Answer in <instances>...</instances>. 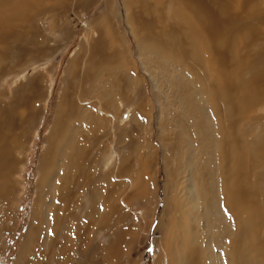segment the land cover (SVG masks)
I'll return each mask as SVG.
<instances>
[{"label": "rangeland", "instance_id": "1", "mask_svg": "<svg viewBox=\"0 0 264 264\" xmlns=\"http://www.w3.org/2000/svg\"><path fill=\"white\" fill-rule=\"evenodd\" d=\"M108 1L69 0L62 3L40 0L37 6L32 5L33 11L31 9L32 13H29L32 16L16 21L18 24H15L10 37L0 40V104L3 106H0V112H3L0 126L10 128L15 134V140H9V147L17 146V141L21 143L12 156L15 161H11L10 165L14 167L12 170L7 167L11 171V182L8 181L6 186L8 189H5L4 194L0 191V264H16L20 257L37 197L40 159L47 148L46 140L56 120L66 80L71 77L70 64L80 47L84 43L87 46L88 41L90 44L92 37L87 41V26L95 28L97 22L103 20V11L109 7ZM110 5V11L114 12L111 15L109 12V31L116 33L118 49H122L124 54L115 66L116 69L99 63L93 67L94 74L102 73L99 80L109 82L111 77H107L115 71L129 69L131 76L136 77L144 86L141 88L144 96L139 101L143 106L138 105L140 103L136 101V95L133 102L135 108L129 106L125 110L123 103H119L121 118L117 116V120H113L108 127L109 136L106 137L113 139L111 144L106 142L108 155L117 148L118 157L122 160L120 165L114 158L115 162L109 171L117 176V186L122 184L121 187L125 189L122 192L128 196L130 192L132 196L130 201L120 202L121 207L117 211L120 214L116 213L109 227L113 230L116 244L121 247L119 263L181 264L179 245L181 239L188 237L190 244L196 245L194 250L200 253L199 262L202 259L204 264H212L215 259L213 254L216 253V261L219 258L217 264H231L226 252L232 250L231 240L238 233L236 219L227 204L228 187L235 179L233 158L237 154L232 150L234 146L231 136L243 132L244 127L230 124L224 103L219 98V101L211 98L209 77L202 75L200 70L198 73L197 69L195 72L190 71V68L183 70L178 60L157 48L154 52L156 54L147 51L142 41H139L141 32L137 30L134 34L125 22L122 1L117 0V4L113 2ZM115 13L118 14L116 17ZM17 25L20 27L17 28ZM246 52L249 53L250 49ZM81 67H84V63ZM248 75L247 71L244 77ZM183 78L189 80L187 87L177 85V81ZM152 84L157 87L156 91ZM31 86L35 90L32 91ZM259 108L260 105H255L253 113H258ZM131 115L137 117V122L130 119ZM68 125L67 130L71 133H75V129H87L86 124L75 127L70 122ZM123 130L126 135L122 134ZM263 130L264 120L245 125L248 137L245 157L249 161L247 166L250 177L248 189L253 186L250 190L256 194L251 213L256 209L255 215L260 216L255 223L260 227L254 233L256 236L253 234L248 238L257 239L264 238V154H258L260 149L262 153L264 151ZM120 132L122 138H119ZM255 143L261 145L257 147ZM177 147L180 149L177 150ZM236 149L238 152L240 147L236 145ZM97 152L95 156L102 155L101 147L100 152ZM122 163L128 166L127 174L124 170L121 175ZM105 166L106 161L103 160L99 170L107 172ZM4 175H7L5 168L1 170L0 177ZM140 177L144 179L142 183H139ZM244 202L245 206H249V202ZM243 216L248 218L247 213ZM190 225L194 227L191 230ZM195 228L197 231L193 230ZM104 238V234H99L94 237V241L100 247H106L104 245L107 240ZM36 249L39 250L38 247ZM244 249L256 252L257 257L251 258L252 264L264 263L260 259L263 255L258 253L257 247L244 244ZM100 253L98 257L103 260L102 264H109L110 261H104ZM210 253H213L211 258L208 255Z\"/></svg>", "mask_w": 264, "mask_h": 264}, {"label": "bare ground", "instance_id": "2", "mask_svg": "<svg viewBox=\"0 0 264 264\" xmlns=\"http://www.w3.org/2000/svg\"><path fill=\"white\" fill-rule=\"evenodd\" d=\"M39 1L0 0V40L11 34L13 28L16 27L15 24H18L16 21L25 19L29 15L32 16L29 14L34 8L32 5L36 4L37 6ZM53 1L65 3L69 0ZM121 1L125 11V22L134 34L137 33V30L141 32L142 37L139 41H142V46L152 54H156L154 53L156 48L161 52L164 51L172 59L178 60L183 70L190 68V71L195 72L197 69L198 73L200 70L202 75L205 74L209 77L211 98L216 101H219L217 99L219 98L224 103L229 113L230 124L244 127L243 132H238V134L236 132L231 136L234 146L232 150L237 154L233 158L235 159V170L233 171L235 179L228 187L227 204L229 211L236 219L238 233L231 240V242L233 241L232 250L227 249L226 253L231 259V264H252L251 258L257 257L256 252L244 249V244H251V247H257L258 253L263 255L260 259L264 262V238H248L260 228H258V224H255L260 216L255 215L256 209L251 213L256 194L254 190H250L253 186L248 189L250 183L248 178L250 177L247 162L249 161H246L247 155H245V142L248 139L245 125L253 121L262 122L264 120V0ZM113 2L117 4V0L108 1L109 7L103 11V20L98 21L95 28H92L91 25L87 26V41L90 37L92 40L90 44L89 41H86L87 46L84 43L80 47L79 53L70 64L71 77L66 80L57 117L50 136L46 140L47 148L40 159V178L36 187L37 197L29 231L16 264H102L103 260L98 257L100 252L104 261L109 260V264H120V246L118 247L119 244H116L113 230L109 227L119 211L120 202L130 201L132 196L130 192L128 193L130 196L123 193L125 189L123 190L121 187L122 184L120 185L119 181L120 187H118V183L115 182L116 175L114 176V173L109 171L115 162L114 158H116V163L118 160V164L122 160L118 157L117 148H114L113 153L108 155L106 142L111 144L113 139L106 137L110 130L108 127L120 115L121 110L118 104L123 103L125 110L129 106L135 108L136 104L133 102L136 98L134 95L137 96L138 100L136 101L139 102L140 98L144 96L141 92V88L144 86L136 77L131 76L129 69L115 71L107 77H111L109 82H106L105 79L99 80V75L102 73L94 74L93 67L99 63L113 66L116 69L115 66L119 63L121 55L124 54L122 49H118L116 33L110 32L112 30L109 31V27L111 28L109 12L110 15L114 12V10L110 11V4ZM166 19H170V21L167 22ZM20 22L22 23V21ZM19 27L17 25V28ZM106 31L109 33L104 36ZM88 46L89 49L86 50ZM249 49L250 52L247 53L246 50ZM83 63L84 69L81 67ZM247 71L249 75L245 78ZM0 80L2 81V79ZM188 82V78H183V80L177 81V85L187 87ZM30 88L32 91L35 90L32 86ZM153 88V90H157L155 84ZM110 92L111 95H109ZM139 103L138 105L143 106L141 102ZM255 105L261 106L258 113H253ZM140 106L138 107L140 108ZM119 117L121 118V116ZM2 118L3 112H0V121ZM130 119L137 122V117L134 118V115H131ZM70 122L75 127L78 124L81 126L86 124L87 129H75V133H71L67 130ZM66 132L68 134L65 136ZM121 132L126 135L125 130ZM253 134L255 136L256 133ZM262 135L264 136V130ZM11 139L15 140L14 132H11L10 128L5 129L0 126V173L5 168L7 174L0 177L2 194L5 189L6 191L8 189L7 184H9L11 175V171L7 167H10L11 170L14 167L13 164V167L10 165L14 160L12 156L14 150L21 145L16 140L17 146L9 147ZM236 145L240 147L238 152ZM254 145L258 147L261 144L255 143ZM100 147L102 155L99 154L101 157L99 155L97 157L95 154L98 153L97 151L100 152ZM178 148L177 150L180 149ZM95 150H97L95 154H92ZM258 154H264V151L262 153L260 149ZM103 160L106 161L107 172L99 170L103 165ZM120 167L121 175L124 170L127 174L128 166L122 163ZM143 181V177H140L139 183ZM123 187H125L124 184ZM1 193L0 197L2 198ZM244 201L249 202V206H245ZM246 213L248 218L243 216ZM192 228L194 227L190 225L189 230ZM196 228L193 230L197 231ZM99 234H104V239L107 240V244L104 245L106 247H100L101 245L94 241V237ZM254 235L256 236V234ZM122 236L124 237V235ZM165 239L167 238L165 237ZM181 240L179 245L181 264H204L202 259L199 262L200 253L198 254V251L194 250L196 245L190 244L188 237ZM195 240L199 241L197 237ZM37 247L39 250L36 249ZM211 254L213 253L208 254L210 258ZM178 255L180 256V254ZM213 255L215 259H211L212 264H217L219 258L216 261V253Z\"/></svg>", "mask_w": 264, "mask_h": 264}]
</instances>
